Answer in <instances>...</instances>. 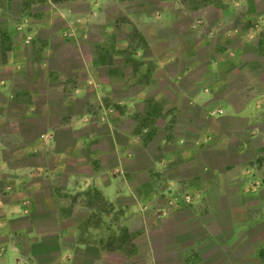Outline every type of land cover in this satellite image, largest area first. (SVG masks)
<instances>
[{
  "label": "rangeland",
  "instance_id": "rangeland-1",
  "mask_svg": "<svg viewBox=\"0 0 264 264\" xmlns=\"http://www.w3.org/2000/svg\"><path fill=\"white\" fill-rule=\"evenodd\" d=\"M247 6V0H0V198L30 207L35 198L51 203L54 197L66 210L77 202L83 217L92 211L97 236L126 243V209L114 208L90 173L109 167L116 176L120 143L125 169H146L153 184L166 185L153 170L155 161L164 164L159 140L172 122L187 121L179 110L191 106L169 89L190 87L217 52L234 55L218 35L259 24L245 20ZM144 142L154 159L144 156ZM77 169L86 178L70 175ZM137 175L142 183L149 176ZM153 184L146 181L143 198ZM170 185L153 197V216L164 213L159 205L190 204L202 194ZM187 194L191 202L177 201ZM106 214H113L108 221Z\"/></svg>",
  "mask_w": 264,
  "mask_h": 264
},
{
  "label": "crops",
  "instance_id": "crops-1",
  "mask_svg": "<svg viewBox=\"0 0 264 264\" xmlns=\"http://www.w3.org/2000/svg\"><path fill=\"white\" fill-rule=\"evenodd\" d=\"M247 2L245 20H257L259 27L248 22L239 31L218 35L234 55L217 52L190 87L169 89L181 100L188 98L191 106H180L187 121L172 122V131L159 140L164 164L154 160L153 170L166 185L153 184L155 175L146 169H125L120 143L114 151L117 175L109 167L90 173L97 175L94 186L113 207L126 209L122 226L126 224L129 240L117 243L97 236L89 222L92 211L83 217L77 202L66 210L54 197L51 203L35 198L30 207L23 199L0 198V264H264V0ZM194 61L203 63L198 55ZM144 146V156L154 159L155 150ZM177 165L189 170L178 172ZM124 170L133 176L131 182L124 179ZM141 172L153 184L148 199L141 195L146 181L135 178ZM70 175L85 176L79 169ZM169 183L202 194L190 204L159 205L157 211L164 213L153 216V197L169 192ZM88 186L74 187H94ZM125 196L133 200L124 202ZM106 230L118 238L119 232Z\"/></svg>",
  "mask_w": 264,
  "mask_h": 264
},
{
  "label": "built area",
  "instance_id": "built-area-1",
  "mask_svg": "<svg viewBox=\"0 0 264 264\" xmlns=\"http://www.w3.org/2000/svg\"><path fill=\"white\" fill-rule=\"evenodd\" d=\"M256 26L259 27L258 24ZM197 196H199V193H197ZM177 201L191 202L192 201V195L191 194H187V195H184V196L180 195V196L177 197ZM174 202H175L174 200L171 201V203H174Z\"/></svg>",
  "mask_w": 264,
  "mask_h": 264
}]
</instances>
